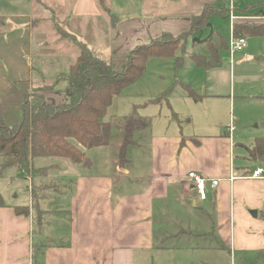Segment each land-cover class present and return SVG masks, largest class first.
I'll list each match as a JSON object with an SVG mask.
<instances>
[{"label":"crops","instance_id":"crops-1","mask_svg":"<svg viewBox=\"0 0 264 264\" xmlns=\"http://www.w3.org/2000/svg\"><path fill=\"white\" fill-rule=\"evenodd\" d=\"M46 1H28L30 15L12 17L8 23L16 25L11 29L16 33L0 51L4 59H0L4 63H0L2 116L18 114L24 97L33 92L45 93L49 102H66L63 90L67 83L60 77L69 71L79 52L75 45L58 43V38L53 40L58 54L46 46L48 43L39 45H45L41 50L43 58L55 54L56 65H51L54 71L49 72L45 62L37 60L40 68L34 76V64L27 60L34 58L33 36L48 33L41 30L42 23L65 18L61 23L82 42L84 33L77 27L73 29L72 22L89 24L104 15L97 0ZM41 4L48 5V10L43 9L48 17L34 16L33 11ZM151 15L144 22L138 18L114 27L118 36L107 54L123 64L137 46L147 45L163 34L179 37L192 25L193 18L189 16L169 14L159 19L155 15L163 14ZM35 19L43 21L32 29ZM160 21L161 26L157 24ZM130 29L135 32L133 36L132 31L125 34ZM21 81L29 82L25 92L15 90ZM57 82L63 83L62 89H58ZM159 86L161 89L162 83ZM166 87L169 88L161 91L167 92L163 100L167 105L163 123L167 131L154 130V123L147 142L148 157L129 158V149V163L120 166L118 157H108L103 151L106 149L97 148L91 150L92 157L87 155L89 167L61 162L59 182L66 189L45 195L41 203L43 210L54 213V230L50 224L36 234L32 216L15 213V208L27 206L5 201L6 207L0 209V264H235V253H239V260L243 256L259 260L264 251V179H248L244 173L247 168L264 169V164H249L244 160L246 156L235 163L233 135L237 129L228 132L230 125L224 134L206 128L209 131L197 132L194 139L185 138L181 119L188 115L182 114L181 105L167 104L168 99L179 98L183 103L193 101L202 106L223 100L211 92L212 85L202 93L201 86L186 80L173 81V86ZM162 110L163 106L157 117L163 116ZM169 116L179 128L166 125ZM189 117L195 119L193 115ZM206 125L210 126L208 120ZM132 147L142 145L137 142ZM189 173L210 181L206 200L200 199L188 179ZM232 176L234 181L230 180ZM216 180L220 183L213 187L211 181ZM52 199L55 201L50 210L45 206ZM252 211L258 212L256 218Z\"/></svg>","mask_w":264,"mask_h":264},{"label":"rangeland","instance_id":"rangeland-1","mask_svg":"<svg viewBox=\"0 0 264 264\" xmlns=\"http://www.w3.org/2000/svg\"><path fill=\"white\" fill-rule=\"evenodd\" d=\"M28 1L33 2L34 0H0V51L5 50L4 48L9 44L8 39L16 33H11V29H14V26H16L8 24L11 18L30 15L31 8L28 6ZM48 2L52 3L51 1ZM109 4L112 15L117 19L115 24H113L109 16L104 14L89 24L85 23L80 25L72 22L71 27L73 29L77 27L82 30V34L84 33L82 42L88 45L95 56L111 62L117 70H122L125 63L121 64L119 60L107 54L111 48L112 40L115 36H118L114 28L117 25L138 18L141 19V22H144L146 18H152L151 14L154 16L156 13L163 14V16L155 15L159 16V19L169 16V14H176L183 18H188V16L189 18H193L201 14L205 8L216 9L217 11L225 10V14L224 16L212 18L205 29L188 41L187 45L183 48V50L187 48L186 54H183L181 49L177 51L176 56L183 59L182 65L178 66L173 59L164 57L150 59L147 62L146 72L143 77L138 82L126 88L113 100L106 115L107 121H112L114 128L113 139L110 145L105 148L106 150H103L106 151L108 157L114 155L118 157L117 149L121 143L120 127L123 121L122 119L133 115L140 116L149 121L150 128L135 134V141L140 143L142 148H135L132 145L129 148V158L131 157L133 159L136 157L137 159L149 156L147 154L150 148L147 142L156 124L157 126L154 130L159 129L158 131L160 132L167 131L166 126L163 124L165 118H167L164 116L167 105L165 101L163 102L167 96V92L163 91L169 88L166 87L167 85L173 86V81L177 80H186L194 82L196 86H201L199 93H202L201 90H204L207 86L212 85L214 88L211 92H215L218 97L220 96L223 99L211 100L213 102L205 103L204 106L196 105V102L193 101L183 103V100L179 98L175 100L168 99L169 103L167 104L181 105L182 114L188 115L186 118L181 119L185 138L194 139L198 134L197 132L209 131V129L215 132L221 130V133L224 134L231 123L237 129L233 135L234 143L236 144L233 157L235 163L239 162V158L247 156V154L245 155V147L251 146L258 137L264 136V37L247 38L246 48L242 52L236 53L233 61L231 60L229 52L225 51L221 67L207 73L205 68L199 69L188 58V53L194 51L202 52L205 50L201 42L209 38L212 28L216 31L215 36L222 37L226 41L229 40L231 35L230 14L227 12L229 9V0H109ZM262 5H264V0H235L233 6L236 10L235 16L243 18V21L239 20L238 23H252L254 25L264 23V16L259 14V11H261L259 6ZM253 7L257 9H250ZM33 14L34 16H40L42 14L48 17V13H45L39 7L33 11ZM64 19L55 17L52 20L42 23L41 30L44 29L48 33L33 36L34 58L28 57L27 62L31 63L32 60L34 64V69H32L34 76L37 75L38 68H40L37 60L45 62L47 65L45 70H49V72H51L50 70L54 71V69L49 68L51 65H56L54 58L55 54H58L56 48H53V40L58 38L60 40L58 43L69 44L70 46L75 45V37L61 23ZM162 23L160 21L157 24L161 26ZM31 28L36 29L37 26ZM83 30L86 32H83ZM132 30L126 31L125 34L131 33ZM134 33L132 31L131 36ZM45 43H48L46 46L49 49H53L55 54L43 58L41 50L44 49L43 47L45 45L40 47L39 45ZM63 44H58V46ZM193 47L195 49H192ZM1 60H4L3 57ZM1 60L0 63L4 65ZM67 71L64 72L68 73ZM160 83H162L161 89L160 86L157 87ZM27 85H29L28 81H21L15 87V90L25 92L24 90L27 89ZM57 86L58 89H62L63 83L57 82ZM53 100L54 102L52 103H61L59 99ZM224 101H228V103ZM161 106H163V116L157 117ZM20 114L21 109L16 115L3 117L7 124L13 125L19 121ZM189 115H193L195 119L191 120ZM207 120L210 122L209 127L206 125ZM154 123L155 126L153 127ZM166 125H169L171 128H179L178 122L175 119L173 120L171 116L168 117ZM137 142H134V144ZM93 153L91 150L87 151L88 156L92 157ZM55 163H60L61 165V162L53 159H38L35 160L34 166L35 168H41ZM60 176H62L60 172H51L47 176H40L32 173V171L24 173L19 166L4 167L0 162V193L4 201L8 203L27 206L30 216L37 217L40 215L47 222V226L51 224L52 230H54V226L56 225L54 222V213H48L43 210L42 205L41 210L39 208L42 213H37L36 208L32 204L31 192L33 185H41L38 187H44L48 184L51 188H54V192L64 191L66 188L57 180ZM54 192L49 193V195H54ZM54 201V199L50 200L45 207L52 210ZM238 254L235 253V264H256L260 262L259 260L257 261L256 257L251 256L249 258L243 256L240 259V263ZM260 263L264 264V260Z\"/></svg>","mask_w":264,"mask_h":264},{"label":"trees","instance_id":"trees-1","mask_svg":"<svg viewBox=\"0 0 264 264\" xmlns=\"http://www.w3.org/2000/svg\"><path fill=\"white\" fill-rule=\"evenodd\" d=\"M97 2L102 13L108 15L115 24L116 18L112 15L109 0H97ZM38 7L43 10L48 5L41 4ZM259 7L261 10L259 14L264 16V5ZM224 14L225 10L205 8L201 14L193 17L191 28L187 33L179 37L163 34L147 45L134 48L122 70L115 69L111 62L95 56L85 42L75 38V47L79 54L68 73L60 77L67 83V87L63 90L66 102L50 103L45 93L33 92L24 97L20 118L16 124H7L0 114V162L2 166H19L24 173L32 171L40 176H47L51 172L62 174V169L60 163L35 168L34 163L38 159L69 161L74 165L91 166L87 151L97 148L105 149L113 139V123L106 120L113 100L143 77L150 59L164 57L173 59L178 66L182 65L183 59L176 56L177 51L181 49L182 53L186 54L187 48L184 50L183 48L188 41L205 29L212 18L224 16ZM42 21L43 19H35L31 26L36 27ZM235 32L238 37L246 39L264 37V23L258 25L237 23ZM215 33L214 30L211 37L201 42L205 50L194 51L188 55L200 68L211 70L220 68L222 65L228 44L222 37L215 36ZM122 120L121 143L118 149L120 166L129 163L127 152L134 145L135 134L150 128V122L137 115ZM245 151L247 156L244 160L246 162L264 164V136L258 137L251 146L245 147ZM255 170L247 168L244 177L251 175ZM61 177L57 180H61ZM38 186L41 185L32 186L31 199L37 213H42L40 211L42 200L45 195L54 192V188H51L49 184L44 187ZM5 207L6 203L0 193V209ZM15 213L19 216L30 215L28 207H17ZM32 218L34 232L41 234L47 222L40 215L32 216ZM262 218L264 220V212ZM263 260L264 251L259 256V261ZM260 262L256 264H262Z\"/></svg>","mask_w":264,"mask_h":264},{"label":"built area","instance_id":"built-area-1","mask_svg":"<svg viewBox=\"0 0 264 264\" xmlns=\"http://www.w3.org/2000/svg\"><path fill=\"white\" fill-rule=\"evenodd\" d=\"M234 1L235 0H229V9H228L229 10L228 12L230 14L229 18L231 20V35L229 40L227 41L228 44L227 51L229 52L232 61L236 53L242 52L247 46V39L244 37H238L235 32V24H237L239 20L243 21V18L235 16L236 10L233 8ZM234 131H235V127L233 126V124H230V126L228 127V132L233 133ZM245 178L264 179V169L258 168L251 175L246 176ZM188 179L193 184V187L197 191L200 199L206 200L207 199L206 188L208 182L210 181H208V179H205L204 177L196 173H189ZM235 179L236 178L232 176L230 180L234 181ZM219 183H220L219 180L211 181L213 187H217Z\"/></svg>","mask_w":264,"mask_h":264},{"label":"water","instance_id":"water-1","mask_svg":"<svg viewBox=\"0 0 264 264\" xmlns=\"http://www.w3.org/2000/svg\"><path fill=\"white\" fill-rule=\"evenodd\" d=\"M208 27H210V26H208ZM213 31H214V29L212 28V31H211V34H210V36H209V37H211V36H212V34H213ZM251 215H252L254 218H256V217L258 216V212H257V211H252V212H251Z\"/></svg>","mask_w":264,"mask_h":264}]
</instances>
